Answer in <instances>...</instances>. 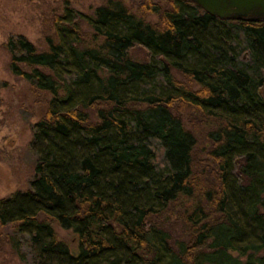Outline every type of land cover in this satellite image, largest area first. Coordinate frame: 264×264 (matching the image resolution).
Listing matches in <instances>:
<instances>
[{"label": "trees", "instance_id": "obj_1", "mask_svg": "<svg viewBox=\"0 0 264 264\" xmlns=\"http://www.w3.org/2000/svg\"><path fill=\"white\" fill-rule=\"evenodd\" d=\"M105 2L66 5L43 50L4 43L11 74L49 95L29 187L0 198L13 252L26 234L33 264H264V20Z\"/></svg>", "mask_w": 264, "mask_h": 264}, {"label": "rangeland", "instance_id": "obj_2", "mask_svg": "<svg viewBox=\"0 0 264 264\" xmlns=\"http://www.w3.org/2000/svg\"><path fill=\"white\" fill-rule=\"evenodd\" d=\"M127 6L135 8L143 0H122ZM163 3V0H153ZM105 0H0V198L10 193L28 189L34 176L36 155L32 145L33 124L43 115L49 95L33 90L22 78L11 74L9 70L10 53L4 47L9 39L23 37L34 44L37 50L45 48V36L53 33L52 18L61 14L65 6L91 15L93 11L105 5ZM146 19H154L148 16ZM84 40L87 43L92 34L91 28L81 23ZM132 59H146L143 49L131 51ZM264 97V87L261 89ZM90 118L95 121V113L90 111ZM185 126L190 127L188 119ZM200 142L197 143L199 150ZM197 159L207 168L213 164L206 158L204 150H199ZM175 216L172 218V222ZM58 239L66 242L72 254L77 253L76 236L70 230H63L53 224ZM169 232L177 239H182L179 222H173ZM10 226L0 227V264H33L30 248L26 243V234L18 235L20 250L24 257L20 259L13 252L8 237L14 236ZM17 235V234H16ZM264 254V250L261 252Z\"/></svg>", "mask_w": 264, "mask_h": 264}, {"label": "water", "instance_id": "obj_3", "mask_svg": "<svg viewBox=\"0 0 264 264\" xmlns=\"http://www.w3.org/2000/svg\"><path fill=\"white\" fill-rule=\"evenodd\" d=\"M219 18L264 20V0H187Z\"/></svg>", "mask_w": 264, "mask_h": 264}]
</instances>
